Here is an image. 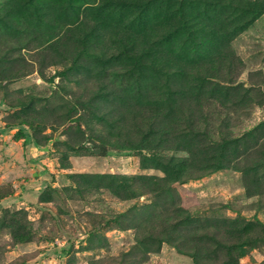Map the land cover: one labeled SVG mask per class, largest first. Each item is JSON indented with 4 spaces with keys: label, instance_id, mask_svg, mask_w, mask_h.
Returning <instances> with one entry per match:
<instances>
[{
    "label": "rangeland",
    "instance_id": "obj_1",
    "mask_svg": "<svg viewBox=\"0 0 264 264\" xmlns=\"http://www.w3.org/2000/svg\"><path fill=\"white\" fill-rule=\"evenodd\" d=\"M0 264H264V0H0Z\"/></svg>",
    "mask_w": 264,
    "mask_h": 264
}]
</instances>
